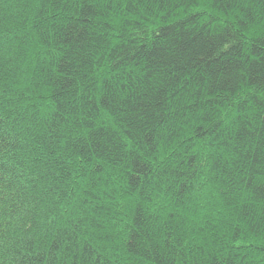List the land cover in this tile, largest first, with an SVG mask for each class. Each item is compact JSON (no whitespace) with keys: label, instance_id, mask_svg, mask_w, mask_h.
Masks as SVG:
<instances>
[{"label":"trees","instance_id":"obj_1","mask_svg":"<svg viewBox=\"0 0 264 264\" xmlns=\"http://www.w3.org/2000/svg\"><path fill=\"white\" fill-rule=\"evenodd\" d=\"M0 264H264V0H0Z\"/></svg>","mask_w":264,"mask_h":264}]
</instances>
